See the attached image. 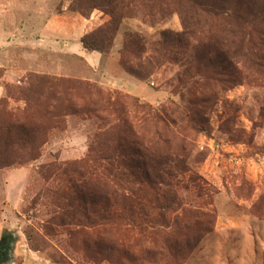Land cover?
<instances>
[{"label": "rangeland", "instance_id": "rangeland-1", "mask_svg": "<svg viewBox=\"0 0 264 264\" xmlns=\"http://www.w3.org/2000/svg\"><path fill=\"white\" fill-rule=\"evenodd\" d=\"M70 4L0 0V124L34 113L43 141L38 160L0 170V240L10 247L3 264H264V70L235 55V78L227 63L205 76L204 58L218 53L209 35L233 42L227 29L234 26L200 18L193 38L163 49V32H182L178 14L153 28L134 18L108 54L91 59L74 50L79 34L108 18L98 11L84 18ZM126 33L140 38L143 52L124 60ZM200 44L208 53L191 50ZM121 62L148 77L135 78ZM122 121L147 146L182 163L181 173L173 163L168 170L179 223L192 226L191 248L179 252L184 259L168 252L162 233L104 224L92 212L85 222L81 202L66 195L62 171L104 151ZM185 240L174 234L177 245Z\"/></svg>", "mask_w": 264, "mask_h": 264}, {"label": "trees", "instance_id": "trees-1", "mask_svg": "<svg viewBox=\"0 0 264 264\" xmlns=\"http://www.w3.org/2000/svg\"><path fill=\"white\" fill-rule=\"evenodd\" d=\"M70 1L72 12L84 18L92 11H98L108 18L103 26L81 38L80 43L88 52L108 54L120 27L130 19L139 18L153 28L155 22L174 11L179 16L182 32L174 36L170 32H163L160 42L163 49L180 47L187 39L193 38L192 29L199 27L200 18L234 26L227 29L236 39L233 42L209 35L207 41L216 46L218 53L214 57L204 58L209 71L205 75L207 80L224 63L230 67L228 75L232 73L235 78L239 72L234 64L235 55L240 56L249 67L264 70V0ZM140 41L137 35L126 33L119 52L121 58L125 60L142 53ZM191 50L196 55L200 50L204 54L209 51L205 44L199 47L192 45ZM120 64L137 79L148 77H144L136 68L125 65L128 64L126 62ZM217 78L218 75L215 80ZM88 112L91 113V109ZM34 116V113H23L20 118L0 124V170L25 166L39 159V148L43 141L41 137L38 138L41 127L34 121ZM120 124L122 130L115 131L112 139L109 137L104 141V151L90 155L87 161L70 164L62 171L67 177L66 195L81 202L77 212L83 213L84 221H87V213L92 212L104 224L126 223L140 234L162 233L168 252L171 255L174 252L173 256L184 259V253L179 252L190 250L192 243L186 237L189 232L192 234V226H181L179 223L177 212H182L181 203L175 191L176 180L168 170V164L173 163L174 173H181L182 163L147 146L134 135L126 121ZM13 147L18 148L20 154ZM54 177L56 174L51 176ZM176 233H183L186 239L184 244L174 243ZM190 240L194 244L198 238L194 236Z\"/></svg>", "mask_w": 264, "mask_h": 264}, {"label": "flooded vegetation", "instance_id": "flooded-vegetation-1", "mask_svg": "<svg viewBox=\"0 0 264 264\" xmlns=\"http://www.w3.org/2000/svg\"><path fill=\"white\" fill-rule=\"evenodd\" d=\"M1 240L3 244L0 246V264H3L8 259L10 247L7 238L2 237Z\"/></svg>", "mask_w": 264, "mask_h": 264}, {"label": "crops", "instance_id": "crops-1", "mask_svg": "<svg viewBox=\"0 0 264 264\" xmlns=\"http://www.w3.org/2000/svg\"><path fill=\"white\" fill-rule=\"evenodd\" d=\"M105 20L106 19H102V20H100V22L103 23V22H105ZM87 22H88V24L91 23L90 21H87ZM82 35L83 34H81V35L79 34V43L77 44V47H75L74 50L77 51L78 53H81V54H84V55L90 57L91 59L99 58V57H97V56H99L98 53H94V52L93 53H86V52L84 53L85 50L82 48L81 43H80ZM65 48L66 49L68 48L70 50V48L68 46V43H66V47Z\"/></svg>", "mask_w": 264, "mask_h": 264}, {"label": "water", "instance_id": "water-1", "mask_svg": "<svg viewBox=\"0 0 264 264\" xmlns=\"http://www.w3.org/2000/svg\"><path fill=\"white\" fill-rule=\"evenodd\" d=\"M3 244V240L0 241V246Z\"/></svg>", "mask_w": 264, "mask_h": 264}]
</instances>
